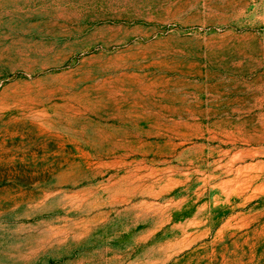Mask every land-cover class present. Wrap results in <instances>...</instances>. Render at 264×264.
Segmentation results:
<instances>
[{"label":"rangeland","instance_id":"374dc122","mask_svg":"<svg viewBox=\"0 0 264 264\" xmlns=\"http://www.w3.org/2000/svg\"><path fill=\"white\" fill-rule=\"evenodd\" d=\"M0 264H264V0H0Z\"/></svg>","mask_w":264,"mask_h":264}]
</instances>
